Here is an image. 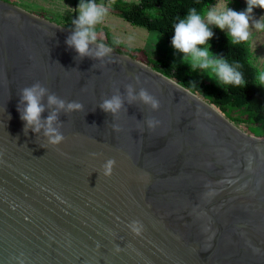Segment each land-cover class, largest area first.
<instances>
[{
    "label": "water",
    "instance_id": "obj_1",
    "mask_svg": "<svg viewBox=\"0 0 264 264\" xmlns=\"http://www.w3.org/2000/svg\"><path fill=\"white\" fill-rule=\"evenodd\" d=\"M73 31L0 0V264H264V137L98 40L81 57ZM36 83L42 127L25 132L20 89Z\"/></svg>",
    "mask_w": 264,
    "mask_h": 264
},
{
    "label": "clouds",
    "instance_id": "obj_2",
    "mask_svg": "<svg viewBox=\"0 0 264 264\" xmlns=\"http://www.w3.org/2000/svg\"><path fill=\"white\" fill-rule=\"evenodd\" d=\"M230 2L231 0H222L219 6L208 10L206 14L198 13L195 7L189 8L187 15L174 26L172 46L184 54L185 62L190 64L193 71L197 68L210 69V75L217 77L223 85L244 86L246 81L242 72L238 70L241 65L237 63L233 67L223 58H214L209 51L207 42L214 35L209 25H215L221 30L227 29V35L233 45L247 42L251 38L249 31L251 13L256 7L264 9V0H246L247 8L244 11L230 8L228 6ZM77 8L79 9L78 15L72 21L75 30L68 38L67 43L81 57L93 55L89 45L97 40L96 25L103 21L109 9L103 3L98 4L96 0H80ZM252 26L258 31H264V16L260 20H255ZM114 43L118 44L120 41L116 40ZM198 45H205V47L200 48ZM108 50L101 45L95 55L103 56ZM255 81L257 85L264 86V70L257 72ZM45 92L46 89L39 83L20 89V100L23 104L20 117L25 122V132L29 127L34 132H39L42 127L41 114L44 111V105L41 103V98ZM139 97L145 103L150 104L153 109L159 107V102L146 90L141 89ZM48 103L49 105L55 104L61 109L65 107V102L55 95H49ZM100 107L106 112L116 113L122 107V100L119 96H113L111 99L104 100ZM81 108L82 105L75 101L67 104L69 111ZM56 118L55 112L46 118L45 135L49 136V141L52 144H59L64 139L63 135L52 127ZM157 123L158 121L149 120L148 126L155 127ZM114 164L115 160L113 159L106 162L104 166L106 176L112 174ZM130 227L135 234L139 235L143 225L140 221H132Z\"/></svg>",
    "mask_w": 264,
    "mask_h": 264
},
{
    "label": "trees",
    "instance_id": "obj_3",
    "mask_svg": "<svg viewBox=\"0 0 264 264\" xmlns=\"http://www.w3.org/2000/svg\"><path fill=\"white\" fill-rule=\"evenodd\" d=\"M213 1L112 0L108 6V13L121 17L131 25L157 31L172 44L174 26L187 15L188 9L195 7L198 13L205 14L207 6ZM209 27L214 35L207 42L208 46L215 49L218 58H223L231 66L235 67L237 63L241 65L238 70L242 72L246 81L244 86L218 85L204 78L199 68L193 71L191 66L170 64L162 59L148 57L147 64L211 103L232 122L244 123L249 132L258 137H264V87L257 85L255 81L259 69L251 60L249 41L233 45L227 31L214 25ZM105 36L106 40L98 41L124 53L120 44L114 43L116 39L110 32H105ZM198 47L203 48L205 45H198ZM131 56L137 58L136 55Z\"/></svg>",
    "mask_w": 264,
    "mask_h": 264
},
{
    "label": "rangeland",
    "instance_id": "obj_4",
    "mask_svg": "<svg viewBox=\"0 0 264 264\" xmlns=\"http://www.w3.org/2000/svg\"><path fill=\"white\" fill-rule=\"evenodd\" d=\"M35 14H41L57 23L71 27L75 30L72 23L76 19L79 9L77 5L80 0H7ZM136 1V0H127ZM98 4L103 3L109 6L112 0H96ZM222 0H214L210 3L206 10L217 7ZM236 11H244L247 8L246 0H231L228 5ZM264 16V9L256 7L251 13L250 28L251 38L249 40L251 50V60L259 71L264 70V31H258L253 25L255 20H260ZM215 26V25H214ZM97 40H106L105 32H110L114 39L120 41V47L128 55H136L138 60L147 64V58L162 59L170 64H184V54L176 50L172 44L168 43L164 37L157 31H149L143 27L131 25L121 17L107 13L103 21L96 25ZM223 31H227L224 29ZM209 51L214 58L217 53L214 48L209 46ZM148 65V64H147ZM149 66V65H148ZM200 69V68H199ZM210 69H200V72L208 81H212L218 85H222L217 77L210 75ZM264 87V86H263ZM241 129L250 134L246 124H238Z\"/></svg>",
    "mask_w": 264,
    "mask_h": 264
}]
</instances>
